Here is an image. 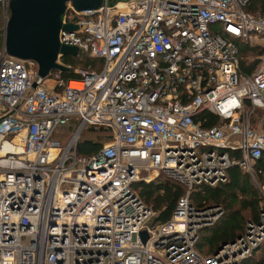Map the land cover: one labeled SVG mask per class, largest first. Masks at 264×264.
<instances>
[{"label": "built area", "instance_id": "built-area-1", "mask_svg": "<svg viewBox=\"0 0 264 264\" xmlns=\"http://www.w3.org/2000/svg\"><path fill=\"white\" fill-rule=\"evenodd\" d=\"M246 1L101 0L88 10L66 2L58 42L101 60L78 79L51 71L39 80L35 63L7 55L1 42L0 264H240L250 256L264 239V211L202 255L198 231L222 210L189 198L223 183L232 165L252 175L264 156V131L252 129L244 108L264 105V52L245 75L236 44L264 46V14L245 12ZM8 4L0 0L4 14ZM203 111L217 122L202 126ZM87 128L108 136L79 154ZM157 176L184 192L152 226L132 183Z\"/></svg>", "mask_w": 264, "mask_h": 264}, {"label": "trees", "instance_id": "trees-1", "mask_svg": "<svg viewBox=\"0 0 264 264\" xmlns=\"http://www.w3.org/2000/svg\"><path fill=\"white\" fill-rule=\"evenodd\" d=\"M243 9L252 15L264 14V0H247ZM236 44L238 46V57L239 55L244 56L251 49L246 46V42L237 41ZM59 60L66 67L65 71L58 73L59 78L64 81L78 79L83 72L97 70L101 66L100 59L89 57L80 52L74 55H62ZM238 64L242 74L247 75L253 71V66L245 65L242 58L238 59ZM257 111L259 112V118H262L264 109ZM203 117H206V121L202 120ZM197 118L203 121L202 126L204 127H209L217 122L214 115L204 111ZM250 120L253 121L254 118L252 117ZM70 132L71 128L63 130L59 135L60 141L64 142ZM83 133L91 134L90 137L81 139ZM55 136L58 137V134ZM107 136L108 134L105 131H96L91 128L84 129L76 143L77 153L91 154ZM253 175L256 184L264 189V156L256 160ZM251 181L246 172H242L237 166L232 165L228 167L227 177L223 183L213 187L202 185L191 191L189 198L194 205L202 207L213 204L218 205L222 210L220 219L213 229L211 228L213 225H211V227H204L198 231L196 250L200 254H212L221 243L231 241L241 235L247 222L257 223L260 220L261 212L264 211L262 207L264 198L259 196L258 186ZM141 182L132 183V188H138V196L148 207L150 205L152 211L156 212L154 225L166 221L173 211L176 200L183 194L181 186L166 179H153V181H148L149 183ZM202 242L208 248L207 254L200 252ZM240 264H264V239L250 256L243 259Z\"/></svg>", "mask_w": 264, "mask_h": 264}, {"label": "water", "instance_id": "water-1", "mask_svg": "<svg viewBox=\"0 0 264 264\" xmlns=\"http://www.w3.org/2000/svg\"><path fill=\"white\" fill-rule=\"evenodd\" d=\"M66 2L76 10H88L96 8L101 0H9V15L3 28L4 51L16 59L34 62L39 80L45 79L51 71H65L58 57L77 52L75 47L62 45L57 39ZM36 84L33 81L31 86ZM139 237L145 241V230L140 231Z\"/></svg>", "mask_w": 264, "mask_h": 264}, {"label": "rangeland", "instance_id": "rangeland-1", "mask_svg": "<svg viewBox=\"0 0 264 264\" xmlns=\"http://www.w3.org/2000/svg\"><path fill=\"white\" fill-rule=\"evenodd\" d=\"M8 15H9V13H7V14H4L2 11H1V9H0V31H1V42H2V39H3V28H4V24H5V22H6V19H7V17H8ZM249 43V42H248ZM248 43H246L247 45L246 46H248L249 48H251L250 49V51H248V52H246L245 53V55L244 56H241V55H239V57H238V59L240 60L241 58L245 61V65H252L253 66V70L256 68V66H257V64L259 63V58H260V56L262 55V53L264 52V46H262V45H252V44H248ZM59 63H61L60 62V60L58 61ZM51 81H46V85L47 86H50L51 85ZM262 94H264V90H263V92H262ZM244 108H245V110H247V112H248V121H249V124H250V126L251 127H253L252 129L253 130H255V131H264V125H263V122H264V114H263V116H262V118H259V115H258V111L257 110H263L264 109V105L263 106H257V107H253V106H250V105H244ZM252 117L254 118V120L253 121H251L250 119H252ZM84 131V130H83ZM84 135H82V138L81 139H85V137L86 138H88V137H90L89 135L91 134V133H83ZM247 174V176H248V178H249V180H251L250 179V174L249 173H246ZM154 179H159V180H162L163 178H161V176H157V177H155ZM253 180V179H252ZM153 181V180H152ZM252 182V181H251ZM141 183H149V182H145V181H142ZM253 183L256 185V182H254V180H253ZM253 184V185H254ZM181 189H182V191L184 190L182 187H181ZM255 189H257V188H255ZM135 191L138 193V188H135ZM257 191V190H256ZM258 191H259V196H262L263 198H264V196H263V194L264 193H262L259 189H258ZM184 192V191H183ZM261 197V198H262ZM211 201V200H210ZM263 203V202H262ZM213 205V204H212ZM205 206H209V205H205ZM262 207L264 208V205H262ZM149 208H150V205H149ZM151 209V208H150ZM152 211V210H151ZM153 212V214L151 215V218L149 219V223L150 224H152V226L154 225V217L156 216V212L155 211H152ZM243 215H245V213H243ZM220 216L221 215H219V217L213 222V226L211 227L212 229L215 227V225L218 223V221H219V219H220ZM205 227H209V226H205ZM204 228V227H203ZM211 228H209V229H211ZM244 230H245V228H244ZM199 236V235H198ZM198 240V239H197ZM263 241V240H262ZM262 243V242H261ZM260 243V244H261ZM259 244V245H260ZM258 245V246H259ZM207 246L206 245H204V243L202 242L201 243V249H200V252H202V253H204V254H207Z\"/></svg>", "mask_w": 264, "mask_h": 264}, {"label": "crops", "instance_id": "crops-1", "mask_svg": "<svg viewBox=\"0 0 264 264\" xmlns=\"http://www.w3.org/2000/svg\"><path fill=\"white\" fill-rule=\"evenodd\" d=\"M253 45H256V44H253ZM258 45H259V44H258ZM238 168H239V167H238ZM239 169H240V171H242V172H246L245 170H242L241 168H239ZM246 173H248V172H246ZM250 176H251L250 179H251V180L253 179L254 182H256L255 179H254V175H253V173H252V175H250ZM253 180H252V181H253ZM256 186H258V188L262 191V193H264V189H263L262 187H260V186L257 185V184H256Z\"/></svg>", "mask_w": 264, "mask_h": 264}]
</instances>
